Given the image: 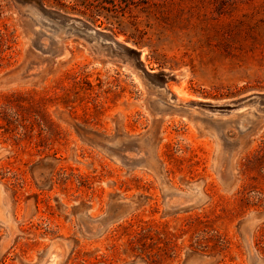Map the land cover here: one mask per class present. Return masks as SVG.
<instances>
[{
    "label": "rangeland",
    "instance_id": "1",
    "mask_svg": "<svg viewBox=\"0 0 264 264\" xmlns=\"http://www.w3.org/2000/svg\"><path fill=\"white\" fill-rule=\"evenodd\" d=\"M0 264H264V0H0Z\"/></svg>",
    "mask_w": 264,
    "mask_h": 264
},
{
    "label": "trees",
    "instance_id": "2",
    "mask_svg": "<svg viewBox=\"0 0 264 264\" xmlns=\"http://www.w3.org/2000/svg\"><path fill=\"white\" fill-rule=\"evenodd\" d=\"M93 1L95 2V1H97V0H93ZM111 3H113V2H111ZM113 6H114V4H113Z\"/></svg>",
    "mask_w": 264,
    "mask_h": 264
}]
</instances>
